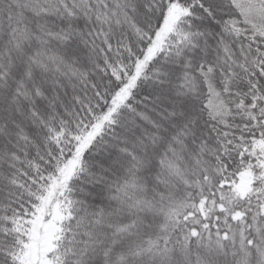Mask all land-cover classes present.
Instances as JSON below:
<instances>
[{
	"label": "snow or ice",
	"instance_id": "snow-or-ice-1",
	"mask_svg": "<svg viewBox=\"0 0 264 264\" xmlns=\"http://www.w3.org/2000/svg\"><path fill=\"white\" fill-rule=\"evenodd\" d=\"M0 264H264V0H0Z\"/></svg>",
	"mask_w": 264,
	"mask_h": 264
}]
</instances>
